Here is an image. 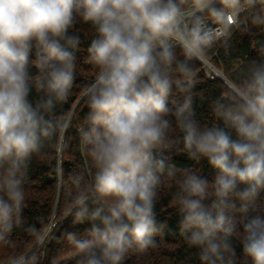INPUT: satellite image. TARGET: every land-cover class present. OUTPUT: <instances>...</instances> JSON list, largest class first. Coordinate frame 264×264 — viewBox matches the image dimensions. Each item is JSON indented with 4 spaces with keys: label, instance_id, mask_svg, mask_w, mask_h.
Listing matches in <instances>:
<instances>
[{
    "label": "clouds",
    "instance_id": "obj_1",
    "mask_svg": "<svg viewBox=\"0 0 264 264\" xmlns=\"http://www.w3.org/2000/svg\"><path fill=\"white\" fill-rule=\"evenodd\" d=\"M79 22L95 31L87 51L98 73L83 90L80 137L95 172L91 190L71 202L73 224L88 225L65 234L72 264H123L129 251L156 244L165 228L154 211L158 188L162 175L176 176V145L215 171L209 181L185 169L176 181L188 246L202 264H237L239 237L243 264H264V42H250L256 55L235 61V78H220L224 93L210 107L223 126H202L192 95L196 64L221 39L227 49L234 30L264 26V0H0V242L24 226L33 157L72 126L56 109L76 79L81 37L70 30ZM26 230L36 247L10 264H40L49 233Z\"/></svg>",
    "mask_w": 264,
    "mask_h": 264
},
{
    "label": "trees",
    "instance_id": "obj_2",
    "mask_svg": "<svg viewBox=\"0 0 264 264\" xmlns=\"http://www.w3.org/2000/svg\"><path fill=\"white\" fill-rule=\"evenodd\" d=\"M250 27V32L234 30L231 33L230 48L226 49L222 40L215 49L216 53L212 61L224 76L228 73L235 78L239 68L235 61L247 62L256 55L250 46L251 41L264 42V26L250 25ZM70 31L78 33L81 37V44L73 50L77 57L76 79L69 99L59 106L56 112L71 114L72 126L63 137L46 142L41 154L33 157L28 171L29 178L25 184L24 226L13 230L9 243L0 242V264L11 262L13 258L28 253L35 245V238L26 230L28 225H34L41 232L48 228V239L38 250L40 264H72V252L65 234L72 231L83 233L88 227L87 224H73L70 213L72 200L78 194L91 190V181L95 172L80 137L81 130L87 126L88 113L83 90L98 73V68L89 63L87 51L95 31L89 24L83 22L77 23ZM31 58H35L34 54ZM32 71L35 73L36 70L33 68ZM223 93L220 77L207 78L201 63L198 62L192 95L196 118L202 126L213 124L223 126L222 122L216 120L210 107L212 101ZM37 98L38 94L33 91L30 99L35 102ZM173 98L182 99L178 95H174ZM172 123L173 137L181 135L179 129L175 128L174 119ZM169 155L170 164L175 165L177 173L175 177L162 175L154 209L158 223L165 224V228L154 237L156 240L154 246L143 253L129 251L123 264H202L198 255L199 250L189 247L180 233L181 217L173 197L177 191L176 181L183 178V170L195 171L209 181L215 176V171L210 168L207 160L202 159L197 162L189 159L182 145H176ZM58 162L62 167V176L56 171ZM75 176L81 178L79 186L72 182ZM231 242L236 251L237 264H243L240 238L233 237Z\"/></svg>",
    "mask_w": 264,
    "mask_h": 264
},
{
    "label": "built area",
    "instance_id": "obj_3",
    "mask_svg": "<svg viewBox=\"0 0 264 264\" xmlns=\"http://www.w3.org/2000/svg\"><path fill=\"white\" fill-rule=\"evenodd\" d=\"M222 40L223 39H221V41ZM220 42L209 51L208 56L210 59H206L201 63L202 70L207 78L219 77L221 74L220 68L212 61V57H215V49L219 46Z\"/></svg>",
    "mask_w": 264,
    "mask_h": 264
},
{
    "label": "water",
    "instance_id": "obj_4",
    "mask_svg": "<svg viewBox=\"0 0 264 264\" xmlns=\"http://www.w3.org/2000/svg\"><path fill=\"white\" fill-rule=\"evenodd\" d=\"M219 77H220V78H221V77H224V75L222 74V72H221V74L219 75ZM49 242H50V240H49ZM49 242H48V243H49ZM36 243H37V242H36ZM36 243H35V245H34L29 251H31V250L36 246ZM29 251H28V252H29Z\"/></svg>",
    "mask_w": 264,
    "mask_h": 264
},
{
    "label": "rangeland",
    "instance_id": "obj_5",
    "mask_svg": "<svg viewBox=\"0 0 264 264\" xmlns=\"http://www.w3.org/2000/svg\"><path fill=\"white\" fill-rule=\"evenodd\" d=\"M47 229H48V228H45V229L43 230V232H44V231H47ZM43 232H42V233H43ZM4 264H10V262H8V263H4Z\"/></svg>",
    "mask_w": 264,
    "mask_h": 264
},
{
    "label": "bare ground",
    "instance_id": "obj_6",
    "mask_svg": "<svg viewBox=\"0 0 264 264\" xmlns=\"http://www.w3.org/2000/svg\"><path fill=\"white\" fill-rule=\"evenodd\" d=\"M219 73V72H218Z\"/></svg>",
    "mask_w": 264,
    "mask_h": 264
}]
</instances>
